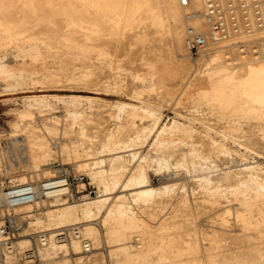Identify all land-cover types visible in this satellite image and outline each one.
I'll return each mask as SVG.
<instances>
[{
    "label": "bare ground",
    "instance_id": "obj_1",
    "mask_svg": "<svg viewBox=\"0 0 264 264\" xmlns=\"http://www.w3.org/2000/svg\"><path fill=\"white\" fill-rule=\"evenodd\" d=\"M218 1L219 0H188V3L184 5L182 0H0V52L14 46L13 48L16 47V50H18L19 56L23 58L33 60L40 58L42 48L39 39L41 40V38L32 36V33H30L31 35L25 33L23 30H20V28H30V23L31 26L47 24V27L51 26V28H54L55 18H58L59 22L62 24L61 32L59 34H61L60 37L63 36L62 41L65 42L64 46L70 48L73 47L75 50L77 49L75 52L78 51L84 55L92 51V42L89 40L93 37L102 40L106 38L104 40H108V43L109 40L112 42L109 46L111 45L115 48L113 43L116 45L120 44V47H122L121 50L125 49L126 51L129 40L133 36L136 37L135 35L137 34L139 36V41L140 39L144 42L155 41V44H157V42H164L168 47L167 52H165L171 57V60L173 58L176 66L175 68H177L181 74L190 73L188 78L185 77L187 78V83L186 81L184 83L188 84L187 86L189 87H195L194 92H192L193 90H190L194 100L191 102H194L195 106H197V104L204 105L209 111L222 120L228 119L232 123H237V125L243 119H248L247 121L250 119H253L252 121H254L256 119L260 124H263L264 46L261 50H257L255 47L256 43L264 41V0H240V2L239 0H226L231 3L230 5L232 7L228 9H233L234 12H232L235 15V17L233 15L234 18L229 14L230 11L228 12V15L232 18L226 14V11L224 12L226 4L223 8L218 4ZM215 6L217 8L221 7L227 32L225 37L216 41L213 40L210 23L211 18L215 19L218 17V14L215 11L211 12V8ZM258 9H261V18H259L260 14L257 12ZM210 12L212 14L209 16L208 13ZM56 24L58 23L56 22ZM61 24H59V28ZM139 26L142 31L138 30L142 33L138 34L136 28H139ZM191 27L197 32L206 35L209 40L207 47L201 53V57L199 58V61L201 60V62L198 65V68L194 71V73H196L194 75L191 70L192 65L190 64V50L188 46V29ZM32 32L34 33V31ZM77 33L84 36L79 42L83 43V40L85 39L91 43H75L74 40L76 41L77 38L74 37ZM78 36L79 35H77V37ZM107 36L109 37L107 38ZM50 38L52 43L59 38V36H51ZM43 40L41 41L43 42ZM101 41H97L98 45L99 43L101 44ZM45 42L47 41L45 40ZM57 42L58 41H56V44ZM149 42L147 44H149ZM94 44L96 45V43ZM104 45H107V43ZM99 47L100 46H98V49ZM244 47L248 48V50ZM70 48L69 50H71ZM99 50V52L102 53L101 49ZM108 51L111 52V50ZM108 51L106 50L107 55ZM247 51L250 53V55L247 54L248 56H246ZM72 53L73 52H71V54ZM73 54L76 55L77 53ZM94 54L96 55V53H93V55ZM102 54L106 53L103 52ZM1 56L2 55L0 54V78L1 80L4 79L6 82H12L9 84L10 88H8L16 89L17 87L24 88L29 86L35 78L33 77L34 71L24 65H11L2 58L3 56ZM89 56L92 57V54ZM105 57L107 60L106 55ZM75 60H77V58ZM109 62L111 61H108V64H110ZM95 65H97V63ZM153 66L154 65H152V68ZM96 67L97 66L94 68ZM168 68V66L163 67L161 65L158 67V70H149V73L146 76L142 77L136 75V78L152 79L154 83L151 89L154 90L160 83H164L163 80L167 78V76L164 77V74L170 71ZM82 70L84 71V69ZM88 71L86 70V72ZM176 71L174 70V73ZM90 72L92 73V71ZM160 72L163 74L162 76L159 75ZM51 73L54 75L53 72ZM91 73H89V75ZM178 73L176 72L175 76H177ZM156 74L159 76L154 77ZM171 74L172 73H170V75ZM172 76L171 78H173ZM178 76L182 77L180 76V73ZM50 77L51 76H47L48 79ZM96 77V79H98V76ZM56 78L58 77L56 76ZM56 80L58 81V79ZM86 80H83L82 78L83 82H88V80ZM96 81L94 82L96 83ZM166 81L167 80L165 79V82ZM44 82H46V80ZM115 85L118 86L117 84ZM165 85L166 87H169L167 84H164L163 86ZM158 87H160V85ZM141 89H137L134 92V97L141 99L140 105L130 102L131 104L128 106V110L127 104L129 103H118L116 105L117 112L115 111V113L117 120L120 121L125 113H127L126 121L121 122L118 125V130L116 132L112 130L104 134L103 141L99 145L97 144L98 146L96 147L91 146L93 137L88 133L87 123L90 118L82 115L83 112L80 113L78 109L73 110L69 108L67 110L70 121L68 118L66 119V121L68 120L69 122L67 121L68 123L65 125L64 129H62L64 136L62 137L59 134L60 136L58 139H46L45 136L40 135L41 133L35 134L32 126L27 125V123V126H24L25 129L22 128L20 122H31L34 118L35 109H52L53 106L50 102L52 97L56 98V100L65 101L72 106H77L83 102H97L101 99L100 97L82 94L61 96L58 94L47 93L23 96L24 107L18 110V121L15 122L14 126L15 129L21 128L24 129V132H29V139L24 138L26 135L22 137V134L20 133L21 135H18V139L7 140V149L4 147L6 150H2L3 148L1 149L2 143L0 142V173L3 169L12 171L13 169H18L23 166L31 168V171L36 176L41 174L43 178L50 177L55 172V169L53 168V159L57 158V153H59L63 156L64 160H73L80 170L84 171L87 176L91 177L93 183L98 188L99 193L97 197L85 198L80 203L63 202L64 200L61 198H45L39 199L33 204L19 207L20 209H27L30 213L33 211L34 206H40V203L47 205L43 212L27 215L28 218H32L30 220V227L46 230L51 235L50 245L41 250L43 258L49 262L48 264H53L55 259L60 256L62 257V264H74L68 255L76 256L74 258L77 259L76 264L83 263L86 257L91 258V253L87 256L80 254L82 250V242L80 239L73 238L71 242L64 243H58L54 239V233L56 231L66 226L78 224L84 237L90 239L93 247L92 252L95 249L103 248V239L108 243H115L118 248L113 251L111 250V255L115 258V264H264V167H262L261 164H248L241 169H230L229 165V168L225 166L227 169L224 167L226 170L219 173L216 178L212 176L213 174H204L201 178H199L200 176L198 178L196 177L202 181L203 185L199 190L201 191V189H204L210 195V197H208V194L206 195L208 198L202 196L204 198L199 201L198 198L200 197L198 196L203 195L205 192L203 191L201 195L197 194L198 196L195 195V197L197 196L196 200L198 201L196 202L194 200L197 209L195 211L196 214L194 213L196 216L193 214V209L195 208H193L192 204L189 202V196L187 197L184 195L182 197V195H172V197H181L178 199H181L180 203L182 207H180L186 212V217L180 218L181 215L179 216V214H177L176 217H179L180 219H176L174 215L176 220L172 221L174 217L172 219L169 217L171 221H168L169 219H167L168 222H161L157 227L150 224L147 216L150 214L149 205L155 202L159 195L163 194L164 196V194L169 193L171 185H153V180L145 166L146 164H143V161L151 158L152 162L154 160L158 165V169H168L173 162V159H170L169 157L174 156L175 158V156H179L182 161H180L179 158L178 160L181 163L179 164L178 161L177 164L175 162L176 159L174 160L175 163H173L177 164V167L180 165H182L183 168L185 167L187 174H189L191 171L193 172L192 169H194L195 164H198L199 166L200 163L198 162L203 159L205 160L209 155L206 157L205 154L198 152L200 149L197 148V146L199 147V140L198 142L194 140L195 142L193 144H195V146H193V144L188 145L187 143L192 141L189 142L185 140L187 141V146L181 147V144L178 143L179 146L176 147L175 140L177 138L174 137L176 136L174 132L181 129L182 133L184 131L188 134V137L192 138L196 135L194 134V128L191 126H187L189 128H182V123L177 122L175 119L169 124L165 123L158 127L162 119V112L160 110L162 103L151 98L144 99L142 96L143 90ZM184 89L185 88H183V90ZM97 90H99L98 87ZM167 90H172V95L175 93L170 87L169 89L167 88ZM172 95L170 94L169 96ZM168 100L170 101V99ZM115 113L113 112V114ZM137 117H141V119L151 117L154 119L156 128L151 131L150 135H153L154 140L152 142V147L155 152L145 154L144 156L142 155L143 157L140 163L133 168L131 167L128 176L123 178V176H125V174L123 175V172L127 171L129 167L128 162L136 160V158L139 157L137 156V152L132 151L135 140L133 142V138H124L127 127H129L130 124L133 125L137 120ZM53 118L55 119L56 117ZM254 122L256 123L257 121ZM47 124L50 125L49 122ZM62 125L53 124L46 131H49L50 134H56L57 128ZM131 127L134 128L135 124ZM147 129L148 128L145 127L144 132H146ZM62 130L60 129L59 132L61 133ZM238 130H240V124ZM144 132L143 135L145 134ZM263 132L264 130H261V132L254 136V138L250 137L251 139H248V145L257 144L264 146ZM46 136L48 135L46 134ZM185 138L187 139V137ZM188 140L191 139L188 138ZM18 142L20 143L19 146L16 145ZM218 145L220 146V144ZM243 145L246 144L243 143ZM223 147L222 148L225 150L224 145ZM212 148L215 149L216 146L215 148L212 146ZM222 148L218 147L215 150L217 152V149ZM213 149L210 148L211 151H213ZM186 172L184 174H186ZM163 177L165 179H175L178 177V172H167ZM24 179L25 176H22V183L27 182V180ZM215 179L218 180V184H214L213 181ZM229 179L233 180V183L228 190H224L221 181ZM199 180L198 182L200 183ZM119 189H121V192L118 193L117 191ZM193 192H195V190ZM194 194L195 193H193V195ZM218 195H223L225 198L227 197L224 199L226 201L233 200L236 201V203L238 202L239 206L237 205V208H233L231 205L233 212L229 208L223 209L224 211H222V213H220L215 219L218 224L217 228H215L216 226L213 227V230H207L208 228H198L196 225L197 215L199 213L202 214L203 210L206 209L207 206L205 202H209L210 204L216 203L217 205V200L220 201L221 199V197L218 199ZM160 197L162 196H159V198ZM175 198L176 197H173V199ZM222 201L223 200L220 202ZM228 202L230 203V201ZM153 205L155 204L153 203ZM40 207H42V205ZM210 207H208V210L212 211ZM178 211L180 213L179 208ZM172 213L174 212L172 211ZM189 215H191V217H188ZM233 224L240 227V234L238 231V234L230 233L233 232L231 229ZM209 226L211 227L212 225L210 224ZM135 233L139 237L137 242L131 240ZM27 234L28 232H26L25 235ZM30 244L28 236H24L18 241L20 247H28ZM58 251H62V254L59 255ZM93 261L95 260H92V262ZM13 262L12 259L7 260V264H13ZM87 262H89V260H87ZM90 262L89 264H92Z\"/></svg>",
    "mask_w": 264,
    "mask_h": 264
},
{
    "label": "rangeland",
    "instance_id": "obj_2",
    "mask_svg": "<svg viewBox=\"0 0 264 264\" xmlns=\"http://www.w3.org/2000/svg\"><path fill=\"white\" fill-rule=\"evenodd\" d=\"M218 2H219L218 4L223 8L225 7V4H226V7L224 8L225 9L224 12L226 11V14L228 15V12L230 11L229 14L233 17V15H234L233 9H228V8L232 7L230 5L231 3H229L226 0H219ZM239 2H240V0H239ZM241 2H243V1H241ZM244 11H247V10H244ZM230 15H228V16H230ZM234 17H235V15H234ZM245 17H246V15H245ZM33 18H35V17H33ZM55 21L58 24H56ZM59 24H61V22H59L58 18H55L54 19V26H55L54 28L53 27L51 28V26L47 27V24H43V25L38 24L39 27H38V25H34V24H33L34 26H31V23L29 24L30 28L29 27H26V28L24 27L23 29L20 28V30H23V32L28 33V34L32 33V36L39 37V38H41V40H43V38H44L43 42L39 39V43H40L41 48H42L41 49L42 54L40 55V58H38L36 60L29 59V58H23V57L19 56V52H18V50H16V47L13 48L14 46H11V47H9V49L7 48V49L2 50L0 52V54L3 56V57L2 56L1 57L3 59H5L7 62H9L11 65H15V66L24 65V66L28 67L29 69H31L35 72V73L33 72V77H35L34 80L32 81L33 83L31 82V84H29V86L24 87V88L17 87L16 89H13V88L9 89L10 88L9 84L12 82H8V81L6 82L4 79L1 80V78H0V142L2 143V147H1V149L3 148L2 150H4L6 148V146H7L6 144H7L8 139H18V135L20 136L21 134H22V137L26 135L24 138L29 139L28 138L29 132H24V129H25L24 126L26 127L27 125L32 126V129H33L35 134L41 133L40 135L45 136L46 139L47 138L48 139H58L60 135L63 137L64 134L62 133L63 132L62 129H64L65 125L70 121V119L68 118L69 116H68V111H67L69 108L73 109V110L78 109L80 111V113L83 112L82 115H85L87 118H90L88 123H87L88 133L91 134L93 137V142H92L91 146L96 147L103 141L104 134H106L108 131H112V130L114 132H116L118 130V125L121 122L126 121V114L127 113H125L124 117L120 121L117 120L116 113H115V111L117 112V106L116 105L118 103H123V104L129 103V104H127V110L129 109L128 106H130L131 103H136V104L140 105L141 99L134 97V92H135V90H137V89L140 90L142 88L141 89V90H143L142 96L144 99L151 98L153 100L155 99L156 101H159L162 103L161 104L162 106H160V110L162 112V119L160 121L161 124L159 123L158 127L162 126L165 123L169 124L175 119L177 122L182 123V125H183L182 128L187 127V126H189V127L191 126L196 131V132L194 131V134H196L197 136L194 135L193 137L197 138V139H194L193 137L192 138L188 137V134L185 133L184 131L182 133L181 129H180L181 131L179 129L176 131L178 133L174 132V134L176 135L174 137L177 138L175 140L176 147L179 146L178 143L181 144L180 145L181 147L182 146L185 147V146H187V144L190 145V144H193L195 141L198 142V140H199V142H198L199 147L196 145L198 149L200 148L198 152H200L201 154H205L206 157H207V155H209L207 158H205V160L203 159L202 161L198 162V163H200L199 166H198V164H195L194 169H192L193 172L191 171V173H189V174H187L186 168L184 167L185 168V170H184L182 165H180L181 167L179 166L180 168L177 167L178 166L177 164L179 161L178 158L179 159L181 158L179 156H175V158H174V156L169 157L170 159L171 158L173 159V162L176 159L175 162L177 164H174L175 162L174 163L172 162L173 165L171 164V166L168 169L167 168L166 169L165 168L158 169V165L156 164V162L154 160L152 162L151 158L146 159V161H143V164L144 165L146 164L145 166L147 167V170L151 176V179L153 180L152 181L153 185H155V186H163L164 184L171 185V190H170L171 194L169 192V193L164 194V196H163V194L159 195L162 197L159 198V196H158L156 198L155 202H153L155 205H153V203L149 205L150 214H148L147 216L149 218L148 221L150 222V224H152V226L157 227L161 222L171 221V219L174 217V215L176 217L177 214H179V216L181 215L180 218L186 217L185 216L186 212H184V210H182V208H181L182 207L181 203H180L181 199H178L181 197L173 196V197H176L175 199H173L172 195H178V196L182 195V197L184 195L187 197L189 196L188 197V199H190L189 202L192 204L193 208H195V209H193L194 210L193 214L195 213V211L197 210L195 201L198 202L200 199L202 200L204 197H206V198L210 197V195L206 192V190L201 189L202 192L199 190L200 188L203 187L202 181L197 179L199 176H200L199 178H201V176L204 174L205 175L206 174L207 175L213 174L212 176L214 178H216V177H218L219 173L224 172L229 167H230V169H241V168L245 167V165H248V164H259V165L261 164V166L264 167V146L263 145H257V144L248 145L249 144L248 139L250 137L254 138V136H256L258 133H260L261 130H264V123L260 124V122L256 119L254 120V121H257L256 123L254 121H252L253 119L249 120L252 122L247 121L248 119H245V120L243 119L241 121L242 124H241V122H239L237 125V123L236 124L232 123L228 119L222 120L218 116L214 115L211 111H209V109L206 108V106H204V105L197 104V106H195L194 102H191V101H194L193 97H192V92H194L195 87L194 86L189 87V86H187L188 84H186L188 75H190V73L189 74L188 73L187 74L182 73L183 75H185V76H183L181 74V72H179L177 70V68H175L176 66H175V62H174L173 58L171 60V57L168 56L166 53L168 47H167V45L164 44V42H157V44H155L156 43L155 41H150V42L148 41L149 44H147L148 42H144L141 39L139 41V36L136 34L135 35L136 37L133 36L129 40L128 48L125 51V49L121 50L122 47H120V44H117L118 45L117 46L114 43H113V46L115 45V48L110 45L111 48L109 49V47H110L109 44H112V42H110V40L108 43L107 42L108 40H104L106 38H104L102 40L100 38L95 39L96 37H93L92 39H94V40H92V39L89 40L92 43L86 41L85 39L83 40L84 41L83 43H86V42L89 44L91 43V45L93 47L91 52H88L87 54H85L86 55V57H85L84 54L79 53L78 51L75 52L77 49L75 50V48H73V47L70 48V47L64 46L65 42L62 41L63 36L60 37L61 34H59L61 32L60 30H61L62 24L60 25V28L58 27ZM40 26L42 27V29L43 28L44 29L42 30ZM27 29H29V30H27ZM138 29L140 31H142L140 29V26H139V28L138 27L136 28V32H138V34L142 33ZM41 30H42V32H41ZM32 31H34V33ZM33 34H35V35H33ZM48 34L49 35L51 34V35L49 36ZM57 35L59 36V38H57L54 42L51 43L50 37L51 36L52 37L53 36L58 37ZM77 35H79V36L77 37ZM108 37L109 36H107V38ZM74 38H77L76 41L74 40L75 43L81 44L82 42H79V41L82 40V38H84V36L77 33ZM45 40L47 42H45ZM96 40L98 42H100L102 40L101 44L99 43V45H98ZM56 41L59 42V43L57 42L58 45L56 44ZM103 41H105L107 43V45H104L106 43ZM94 43H96V45ZM94 45L96 46V48ZM98 46H100L99 49H101V52L102 53L105 52L106 54L100 53ZM263 46H264V41L261 43L260 42L256 43L255 49L257 48V50H261ZM101 47H103V48H101ZM64 48H66V49H64ZM69 48L72 51L69 50ZM116 48H117V50H116ZM244 48H246V47H244ZM246 49L248 50V48H246ZM61 50H62V52H61ZM66 50H69V51H66ZM106 50L107 51L111 50V52L108 51V55H107ZM70 51L73 53H77V54L75 55L72 53L73 54L72 55ZM67 52H69L70 54ZM92 52L96 53V55L95 54L93 55ZM115 52H116V54H115ZM89 53L92 54V57L89 56V55H91ZM201 53L194 56L189 51V59H190V64L192 65L191 70L193 72V75L196 74V73H194V71L198 68V65L201 62V60L199 61V58L201 57ZM110 54L111 55L113 54L112 55L113 57ZM247 54L250 55V53H248V51L246 53V56H248ZM105 55L107 56V60H106ZM74 56L77 58V60H75L76 58ZM78 56H79V59H78ZM109 56L112 58H110ZM117 56H118V58H117ZM148 60H150V61H148ZM108 61H111V62H109L110 64H108ZM96 63H97V65H95ZM151 63H152V65H154L153 68H152ZM75 64H76V67H75ZM147 64L149 67L147 66ZM161 65L163 67L168 66L169 67L168 69L170 71L165 73L166 75L164 74V77L167 76V78H165L167 81L165 82V79H164L163 80L164 83L159 84L160 87H158L159 86L158 85L157 86L158 88L156 87V89L152 90L151 88L153 87V83H154L152 79H150V78H148V79L136 78V75H140L142 77L146 76L149 73V70H151V71H152V69H153V71L158 70V67ZM91 66L93 67V70H92ZM95 66H97L98 68L99 67H101V68H99V70H98L97 67L94 68ZM156 66H158V67H156ZM154 67H155V69H154ZM171 68L172 69L174 68V69L172 70ZM82 69H84V71ZM94 69L97 71H95ZM86 70L87 71L89 70V71L86 72ZM174 70L175 71L177 70L176 72L177 73L179 72L180 76H182V77L178 76L179 73L177 74L178 77L175 76L176 72L174 73ZM50 71L53 72L54 75ZM90 71H92V73ZM169 72L172 74L170 75ZM69 73H71V74H69ZM89 73H91L90 75H92V74L93 75L90 76ZM76 75L77 76L82 75V76L77 77ZM159 75L162 76L163 74H161V72H160ZM159 75L156 74V75H154V77H158ZM172 75H174V76H172ZM47 76L48 77L51 76L49 78L50 80L47 78ZM52 76H55V77H52ZM56 76L58 78H56ZM96 76H98V79H96L97 78ZM99 76H100V78H99ZM171 76L173 78H171ZM91 77H92V79H91ZM183 77H184V79H183ZM185 77H187V78H185ZM43 78L46 80V82H44L45 80ZM82 78H83V80L87 79L88 82H85V81L83 82ZM169 78H171V79H169ZM179 78L181 79V81ZM56 79H58V81ZM94 79H96L98 81H96ZM94 81H96V83ZM185 81H186V83H184ZM93 82L95 83V85ZM114 83L117 84L118 86H116ZM164 84H167V86H169L170 89H173L174 90L173 92H175V93H173V95H172V90L168 91L167 88L169 89V87H166V85L163 86ZM87 85H88V87H87ZM181 85H185V86H181ZM97 87L99 90H97ZM114 87H116V88H114ZM163 87H164V89H163ZM183 88H185L186 90L185 89L183 90ZM190 90L191 91L193 90V91L191 92ZM169 92H171V93H169ZM184 92L188 93V94H185ZM43 93L58 94L61 96H67L70 94L94 95V96L100 97L101 99L99 101L93 102V103L83 102V103L79 104L80 106L79 105L72 106L69 103H66L65 101L58 100V99L56 100V98L52 97L53 99L52 98L50 99V102L53 106L52 109H48V108H46L44 110L43 109H35L34 112L36 115L34 114L33 120H31V122L21 121L20 124L22 125V128H24V129H21V128L15 129L14 124L16 121H18V117H17L18 116V110L22 109L24 107L23 96L31 95V94H43ZM157 93H158V95H157ZM163 94H165V95H163ZM168 94L169 95L171 94L173 96V98H172V96H169ZM187 95H189V96H187ZM170 97L172 98V100ZM188 97H191V98H188ZM167 98L170 99V101ZM61 101H62V103H61ZM69 105H70V107H69ZM192 106H193V108H192ZM39 110H41V111H39ZM113 112L115 114H113ZM66 114H67V116H66ZM53 117H56V118L54 119ZM67 118L69 120V121L67 120L68 122L66 121ZM136 119L137 120L134 123L135 127L134 128L131 127V126H134V124L133 125L130 124V126L127 127V129H126L127 134L125 133L124 138H126V139L127 138H133V142L135 140V142H134L135 145L133 144V150L132 151L137 152V156H139V157H137L138 159L136 158V160L128 162L129 167H128L127 171L123 172V175L125 174V176H123V178H126L128 176V174L130 173L131 167L133 168L138 163H140V161L142 160V157L145 154H151V153L155 152L153 147H152V142L154 140L153 135H150L151 131L154 130V128H156L154 119L151 117H146L143 119H141V117H137ZM22 122L24 123V125ZM48 122L50 123V125L47 124ZM26 123H27V125H26ZM52 123L57 124V125H62V124H64V125H62L61 127L59 126L57 128L56 134H50V132L46 131V130H48V128L51 125H53ZM239 124H240V130H238ZM145 127L148 128L146 132H144ZM189 127H187V128H189ZM236 128H237V130H236ZM17 129H18V132H17ZM60 129L62 130L61 133L59 132ZM220 131H222V132H220ZM45 132L49 137L46 136ZM143 132L145 133L144 134L145 136L143 135ZM98 133H100V134H98ZM182 135H183V137H182ZM94 136H95V138H94ZM54 137H57V138H54ZM185 137H187V139ZM146 138H147V140H146ZM181 138H184V139H181ZM188 138L191 140H188ZM199 138L202 140V142ZM75 139H77V138H75ZM185 140H187L189 142L192 141V142L186 144L187 141H185ZM211 141H212V144H211ZM204 142L206 145L204 144ZM213 143L214 144L217 143V144L214 145ZM243 143L246 145H243ZM19 144L20 143L18 142L16 145L19 146ZM218 144H220V146ZM223 145L225 146V150L227 149L226 151L223 149L224 148ZM193 146H195V144H193ZM212 146L214 148H215V146H216V148H218V147H221V148L223 147V148L217 149V152H216V150H215L216 148L213 149ZM210 148L213 149V151H211ZM201 150H203V151H201ZM57 155H58L57 158L53 159V161H54V165H53L54 167L53 168L54 169L56 167L57 162L61 165L62 164L63 165L70 164V163L76 164L73 160H66V159L64 160L63 156L59 153H57ZM180 161H182V160L180 159ZM180 161H179V164L181 163ZM246 161H248V162H246ZM174 165H176V166H174ZM196 165H197V167H196ZM225 166H227V168ZM232 166H233V168H232ZM31 170H32L31 168H26L23 166L18 168V169L17 168L13 169L12 171H7V170L3 169L0 173V183L7 185L9 180L21 182L22 176H25L24 180H27V181H37V180H40L43 178V176L41 174L36 176ZM173 170L178 172V177H176L175 179H165L163 177L165 174H167V172H174ZM185 172H186V174H184ZM190 175L192 176V178ZM89 180L92 182V184H94L91 177H89ZM198 180L200 181V183L198 182ZM213 182H214V184L215 183L218 184L217 179H215ZM221 183L223 184L222 188L224 190H228L230 188V185L233 183V180H230V179L229 180H223V181H221ZM172 186H174V187H172ZM95 187H96V185H95ZM194 190H195V192H193ZM197 190H198V192H197ZM203 191L205 193H203ZM117 192L118 193L121 192V189H119ZM183 193H185V194H183ZM193 193H195V194L193 195ZM201 193H203V195H201ZM98 194L99 193H98V188H97V195H93L90 198H95L98 196ZM197 194L201 195V196H198ZM207 194H208V197L206 196ZM195 195L200 197V198H198V201L196 200L197 196L195 197ZM202 196H204V197H202ZM218 196H219V198L218 197L217 198L220 199V197H221L220 201L221 200H223V201L220 202L219 200H217V205H216V203L210 204L209 202L208 203L205 202V204L207 206L206 209L204 208L205 210H203L202 214L199 213L197 215L198 217H196V225L198 228L199 227L204 228V229L208 228L207 230H213V227H215V226H216L215 228H217L218 224H217L215 219L218 217V215L220 213H222V211H224L223 209L229 208L230 210H232L233 208H235V207L237 208L239 206L238 202L236 203V201L228 200V201H230V203H229L228 201L224 200L227 197L225 198V196H223V195L222 196L218 195ZM193 197H195V198H193ZM70 202L71 203H80L81 201H70ZM176 202L178 203V205ZM218 202H219V204L220 203L221 204L219 205ZM160 203H161V205H160ZM175 203H176V205H175ZM39 205L40 206L42 205V207L34 206L33 211L30 213L25 208H21V209L18 208L17 212H19L23 216H27V215L33 214V213L43 212L47 205H43V203H40ZM174 205H175V211H174ZM231 205L233 206V208H231L232 207ZM208 207H210L212 209V211L211 210L209 211ZM178 208L180 210V213L178 211ZM25 210H26V212H25ZM234 210H236V209H234ZM172 211L176 214L172 213ZM182 212H183V214H182ZM232 212H233V210H232ZM171 214H172V216H171ZM175 217L172 219V221L179 218V217L178 218L176 217V219H175ZM188 217H191V215H189ZM213 218H214L215 222H214ZM30 219H32V218L30 217ZM167 219H169V220L167 221ZM208 221L212 225L211 226L212 229L209 226L210 224ZM229 228H231V227H229ZM236 228H238V229H236ZM231 229L233 230V232H230L232 234H238V233L240 234L241 233V229L237 225L233 224ZM32 230H34L33 227H27L26 226L24 232L26 233V232H30ZM237 231H238V233H237ZM53 232H55V231H53ZM135 235H136V233L134 234V236L131 240L134 242H137L139 237L137 235L136 236ZM228 240H230V239H228ZM205 242H207V241H205ZM109 243L106 242L105 239H103V244H102L103 248L95 249L93 251L94 253L93 252L91 253L92 257L91 258L89 257L90 259L88 257H86L85 260L83 261V263H81V264L88 263L87 260H89V262L91 261L90 263H92V264L94 262H95L94 264H96V262H97V264H113V262L115 261V258L111 255V250L113 251L114 249H116L118 247H116L115 243L114 244L113 243L109 244ZM94 256L96 257V259ZM68 257L71 258V261L74 264H76L77 259H74L76 257L75 255L74 256L68 255ZM61 258H62L61 256L56 258L53 264H59V263L62 264ZM92 260H95V261L92 262ZM114 264H115V262H114Z\"/></svg>",
    "mask_w": 264,
    "mask_h": 264
},
{
    "label": "built area",
    "instance_id": "obj_3",
    "mask_svg": "<svg viewBox=\"0 0 264 264\" xmlns=\"http://www.w3.org/2000/svg\"><path fill=\"white\" fill-rule=\"evenodd\" d=\"M182 1L184 5L188 3V0ZM213 11L218 14L217 18L210 20L213 40L216 41L225 37L227 32L221 8L215 6L211 8V12ZM211 12L208 13L209 16ZM257 12L261 18V9ZM188 34L191 54L196 56L203 52L209 43L207 36L192 27L188 29ZM93 195H97V188L85 172L73 163L61 165L57 162L52 176L37 181L22 183L9 180L7 185L0 183V264H7L8 259H12L13 264L49 263L43 258L41 250L50 245V233L46 230L34 229L25 235V228L30 227L31 219L17 212L19 207L45 198H61L63 202H82ZM24 236L30 239L31 244L28 247L18 245L19 239ZM73 238L80 239L82 242L81 255L87 256L92 253L91 241L84 237L78 224L63 227L54 233V239L58 243L71 242ZM58 252L59 255L62 254V251Z\"/></svg>",
    "mask_w": 264,
    "mask_h": 264
}]
</instances>
